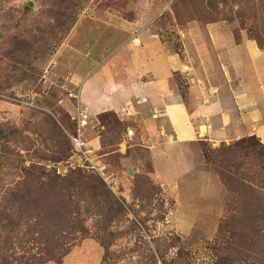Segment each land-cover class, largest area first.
I'll list each match as a JSON object with an SVG mask.
<instances>
[{
	"label": "rangeland",
	"instance_id": "rangeland-1",
	"mask_svg": "<svg viewBox=\"0 0 264 264\" xmlns=\"http://www.w3.org/2000/svg\"><path fill=\"white\" fill-rule=\"evenodd\" d=\"M211 23L229 26L237 41L240 33L251 39L252 34L263 35L264 0H0V67L8 74L10 64L12 75H27L0 87V210H17L20 203L11 200L15 192L31 194L26 168L38 173L39 185L48 177L82 169L97 176L123 209L111 221L103 204V214L96 208L81 212L88 233L56 235L71 242L69 250L60 260L42 264H264L261 240L254 241V251L233 254V229L222 226L242 204L203 154V148L221 143L200 142V168L214 176V185L207 186L210 180H204L199 192L185 190L179 195L171 186L164 192L147 170L150 153L137 127L112 111L102 112L99 119V114L82 118L78 110L77 82L128 39L148 30L178 52ZM175 79L180 81L177 75ZM51 119L68 137L65 156L51 138L47 123ZM73 137L84 143L87 154L74 152ZM94 137L98 145L85 143ZM141 175L153 186L140 180ZM70 191L74 199L80 198L77 188ZM187 193L191 198L185 201ZM83 196L89 198L86 192ZM25 221L32 224L35 218L24 217L15 232L0 222V254L10 264L36 254L38 242L17 244ZM33 237L45 240L37 233ZM5 241L12 242L11 248Z\"/></svg>",
	"mask_w": 264,
	"mask_h": 264
},
{
	"label": "crops",
	"instance_id": "crops-1",
	"mask_svg": "<svg viewBox=\"0 0 264 264\" xmlns=\"http://www.w3.org/2000/svg\"><path fill=\"white\" fill-rule=\"evenodd\" d=\"M200 31L177 52L142 30L77 82L80 116L112 111L137 127L151 178L179 195L216 183L200 168L201 141L218 146L253 135L264 143V46L245 33L237 41L223 23Z\"/></svg>",
	"mask_w": 264,
	"mask_h": 264
},
{
	"label": "trees",
	"instance_id": "trees-1",
	"mask_svg": "<svg viewBox=\"0 0 264 264\" xmlns=\"http://www.w3.org/2000/svg\"><path fill=\"white\" fill-rule=\"evenodd\" d=\"M251 37L259 47L264 46V32L263 35L252 34ZM11 67L10 64L6 67L10 75L4 72L3 66L0 67V78L6 77L5 82L0 84L1 88H7L24 80L27 76L21 72L16 76L12 75ZM104 114H99L98 118L101 119ZM47 123L48 130L52 134L51 138L59 147L60 155L65 156L64 152L67 147L64 145V140L68 137L60 126L55 125L54 120H48ZM203 154L207 161L213 163L223 185L230 192L236 193L242 204L238 213L228 215L222 223V226L227 225L229 229H233L230 244L232 253L241 255L254 251V241L261 240L260 253L264 256V143L251 135L228 144L221 143L218 147L203 148ZM118 155L119 153L116 154ZM26 169L25 174L27 178L29 177V183L35 188L28 185L31 194L15 192L12 195V202L20 203L16 211L0 210L1 227L9 228L11 232H15L16 227L23 223L24 217L35 218L32 224L25 221L24 224L27 227L23 232V238L18 240L17 244L27 245L38 242L35 243L37 251L34 252L36 254L30 255V259L20 261L21 264H42L45 260L54 258L60 260V256L68 252L71 242H62L61 239L55 238L56 235L63 233L85 235L88 233L81 212L90 213L92 208L102 212L101 208L104 207V213L109 221L123 212L122 206L103 182L97 176L84 173L82 169H74L65 176L48 177L43 185H39L41 181L38 173ZM147 170L152 172L151 162L148 163ZM139 179L153 186L152 181L146 175L139 176ZM92 187L98 190H93ZM72 188L79 190L80 198L74 199L71 191L69 194ZM85 192L89 198L83 196ZM80 202H84L83 211ZM102 229L107 231L105 226ZM35 233L45 240L37 241V238L33 237ZM41 244H43L42 247ZM5 246L7 249L11 248L12 242L5 241ZM235 263L240 264V262ZM0 264H10V262H7V258L0 254Z\"/></svg>",
	"mask_w": 264,
	"mask_h": 264
},
{
	"label": "built area",
	"instance_id": "built-area-1",
	"mask_svg": "<svg viewBox=\"0 0 264 264\" xmlns=\"http://www.w3.org/2000/svg\"><path fill=\"white\" fill-rule=\"evenodd\" d=\"M72 145L73 150L77 155H85L87 154L88 150L85 148L84 143L79 139V137L72 138ZM114 179L111 180L110 184H114Z\"/></svg>",
	"mask_w": 264,
	"mask_h": 264
}]
</instances>
